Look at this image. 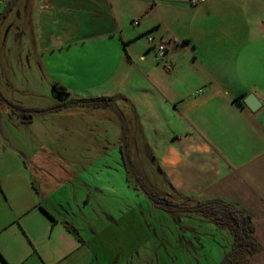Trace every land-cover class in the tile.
<instances>
[{"label": "rangeland", "instance_id": "rangeland-1", "mask_svg": "<svg viewBox=\"0 0 264 264\" xmlns=\"http://www.w3.org/2000/svg\"><path fill=\"white\" fill-rule=\"evenodd\" d=\"M2 1L0 14L10 0ZM21 1L17 0L0 18V94L4 97L0 111L13 113L6 102L37 113L25 122L16 120L13 114V118L5 116L1 120L4 140L0 146V183L6 182L9 188L18 180L23 196L32 195L30 185L34 182L40 193L35 199L39 206L75 230L78 237L75 232L68 233L74 241L76 237L82 240L89 253L97 255L99 264H221L233 245L227 230L185 210L158 208L145 193L182 208L197 204L180 200L160 172L161 150L172 140V133L178 132L174 130L179 129L173 125L177 118L165 116L169 113L161 89L148 85L142 76L131 71L125 51L120 55L101 48L69 49L65 54L52 55L49 65L53 69L44 70V56L28 55L27 50L23 53L17 45L15 29L23 8ZM241 2L216 0L205 14L209 21L200 18L196 26L199 24L204 33H209L206 37L203 30L199 29L202 35L192 32L191 18L197 9L190 8L196 6L185 0L190 6L184 14L186 20L176 26L190 35V44L179 41L176 49L174 44H170V49L173 63L181 70L172 87L184 94L187 109L192 110L193 99L198 96L192 91L199 73L197 62L207 64L212 57L225 58V53L259 32L247 30L241 17L264 18V0H250L245 13ZM252 25L251 21L249 26ZM5 32H9L6 39ZM146 37L141 38L144 45L149 44ZM135 64L141 69L144 63L135 60ZM152 64L162 73L167 71L160 63ZM108 71L127 74L125 87L130 95L127 90L124 94L129 99L133 97V107L118 98L110 105L87 103L106 91L107 87L101 90L97 84ZM55 81L66 83V87L54 84ZM165 86L164 91L168 90ZM140 87L146 91L141 92ZM122 120L126 127V164L122 163ZM18 159L25 163V170L16 173L11 163ZM132 173L144 190L136 185ZM42 217L45 226L52 223ZM26 221L39 227L35 235L45 241L50 228L33 218ZM247 261L243 258L242 264ZM229 264H234V259Z\"/></svg>", "mask_w": 264, "mask_h": 264}, {"label": "crops", "instance_id": "crops-1", "mask_svg": "<svg viewBox=\"0 0 264 264\" xmlns=\"http://www.w3.org/2000/svg\"><path fill=\"white\" fill-rule=\"evenodd\" d=\"M21 2L23 8L15 29L17 45L23 53L27 50L28 55L44 56V70L53 69L49 65L52 55L65 54L69 49L101 48L120 55L125 51L131 71L142 76L148 85L161 89L169 113L165 116L177 118L173 125L179 128L174 130L178 132L172 133V140L158 157L166 185L180 200L220 201L249 215L254 226V239L262 251L250 257L247 264H264V18L242 16L241 23L248 25L247 30H259L257 35L250 40L247 37L240 46L225 53V58L212 57L207 64L197 62L199 73L192 91L198 96L193 99L191 110L185 106L184 94L172 87V81L181 70L173 63L170 44H174L173 49L179 41L190 44V35L177 28L185 22L184 14L190 7L185 0ZM215 2L206 0L190 7L197 9L191 18L193 33L209 36L199 24V28L196 26L200 18H204L203 22L209 21L205 14ZM249 3L250 0H242L244 13ZM133 21H138L136 28ZM251 21L252 27L249 26ZM199 29L203 30L202 34ZM153 31L156 34H152ZM8 35L9 32H5L4 39ZM144 35L166 42L170 70L162 73L152 64L156 62L153 50L150 44H143L141 38ZM76 40L80 42L76 43ZM193 59L197 61L195 56ZM135 60L144 63L141 69ZM127 79L125 72H106L105 79L97 84L101 90L107 87L106 91L95 98H118L133 107L130 101L133 97L129 99L124 94L125 90L129 91L125 87ZM58 83L60 81L54 84L66 87V83ZM165 85L166 91L162 90ZM250 93L260 103L255 111L243 102ZM11 112L16 120H21L14 111ZM11 114L0 111V146L4 140L1 120L5 116L13 118ZM11 165L16 173L25 170V163L19 159ZM20 184L17 180L8 188L6 182L0 183V264H99L97 255L89 253L82 240L76 237L74 241L65 221L44 214L35 200L40 193L34 182L30 185L32 195L22 196ZM42 214L52 222L46 225L50 232L45 241L35 235L39 227L26 221L33 218L46 228Z\"/></svg>", "mask_w": 264, "mask_h": 264}, {"label": "trees", "instance_id": "trees-1", "mask_svg": "<svg viewBox=\"0 0 264 264\" xmlns=\"http://www.w3.org/2000/svg\"><path fill=\"white\" fill-rule=\"evenodd\" d=\"M1 17L3 16L0 15V18ZM54 89L56 90L55 85H54ZM60 91L61 93L66 94V91L63 88H60ZM3 100L4 98L0 94V101ZM112 100L114 99L95 98V99H91L90 101H87V103L89 104L102 103L103 105H108V104L110 105ZM48 112H50V110H48ZM14 113L21 119L22 122L28 120L27 117H30L32 115V114L20 115L15 111ZM175 207H172V204H170L169 206L167 205V208L166 207H161V208L176 209ZM41 210L44 212L46 216L52 219V217L47 211H45L43 208H41ZM184 210L187 213L199 215L205 221L214 224L217 228L225 229L229 232V234H231L233 245L231 247L230 252L225 256V259L221 264L232 263L233 259H234V264H238V263L240 264V261L242 264L243 258L245 259V261H247L250 256L262 251L256 240L254 239L253 236L254 226L250 219V216L244 213L243 211L220 201H208L203 203H197L196 205L185 207ZM67 229L71 232H75V234L77 235L75 230L73 231L68 226ZM236 252H243V253L239 254V256L236 257L234 255Z\"/></svg>", "mask_w": 264, "mask_h": 264}, {"label": "water", "instance_id": "water-1", "mask_svg": "<svg viewBox=\"0 0 264 264\" xmlns=\"http://www.w3.org/2000/svg\"><path fill=\"white\" fill-rule=\"evenodd\" d=\"M17 0H10L9 2H8V4H7V6L4 8V10H3V12L0 14V15H2L3 13H5L6 11H8L10 8H11V6H13V4L16 2ZM243 102H244V104L251 110V111H255L258 107H259V105H260V103H259V101L257 100V98L253 95V94H248L244 99H243ZM5 104L7 105V107H9L10 109H12V110H14L15 112H17V113H19L20 115H31V114H34V113H37V112H35V111H24V110H21V109H18V108H15V107H13L12 105H10V104H8V103H6L5 102ZM115 107V106H114ZM115 109H116V111H117V113L119 114V115H121V113H120V111L115 107ZM51 110H54V109H51ZM50 110V111H51ZM46 112H48V110L47 111H42V112H40V113H46ZM122 122H123V134H122V139H121V142H122V145H123V148H122V153H123V157H124V159L126 160V154H125V149H124V140H125V133H126V127H125V123H124V121L122 120ZM127 163V162H126ZM130 170V169H129ZM130 172H132L131 170H130ZM132 176H133V180L135 181V183H136V185L140 188V189H142L141 188V186L139 185V183L137 182V180H136V177H135V175H133V173H132ZM143 190V189H142Z\"/></svg>", "mask_w": 264, "mask_h": 264}, {"label": "built area", "instance_id": "built-area-1", "mask_svg": "<svg viewBox=\"0 0 264 264\" xmlns=\"http://www.w3.org/2000/svg\"><path fill=\"white\" fill-rule=\"evenodd\" d=\"M206 0H189V3L191 6H196L200 3L205 2ZM2 0H0V5L2 4ZM138 21H133V25H136ZM147 42L151 45L152 50H153V54H154V59L155 61L159 64L163 65V68L165 70H170L171 66L170 64H166V48H167V44L165 41L163 40H158L155 41L153 37L151 36H147L146 37ZM200 90H198L197 92H199Z\"/></svg>", "mask_w": 264, "mask_h": 264}, {"label": "flooded vegetation", "instance_id": "flooded-vegetation-1", "mask_svg": "<svg viewBox=\"0 0 264 264\" xmlns=\"http://www.w3.org/2000/svg\"><path fill=\"white\" fill-rule=\"evenodd\" d=\"M54 109H59V107H57V108H54ZM123 156V155H122ZM127 157H126V160L124 159V157H122V163H125L126 164V162H127ZM128 163V162H127ZM144 190V189H143ZM145 192V191H144ZM146 194H147V197H149V199H151L150 201L155 205V206H157V207H166L167 208V205L169 206L170 204H172V203H170V202H167V201H163V200H155L154 198H152L151 197V195H149L147 192H145ZM166 197H164V199L165 200H167V195H165ZM172 207H175L174 206V204H172ZM166 208H161V209H163V210H170V209H166ZM176 209H183L184 210V208L185 207H180V206H177V207H175ZM199 216V215H198Z\"/></svg>", "mask_w": 264, "mask_h": 264}]
</instances>
